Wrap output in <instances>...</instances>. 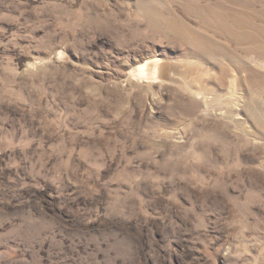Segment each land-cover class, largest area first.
<instances>
[{
    "label": "rangeland",
    "instance_id": "rangeland-1",
    "mask_svg": "<svg viewBox=\"0 0 264 264\" xmlns=\"http://www.w3.org/2000/svg\"><path fill=\"white\" fill-rule=\"evenodd\" d=\"M0 264H264V0H0Z\"/></svg>",
    "mask_w": 264,
    "mask_h": 264
},
{
    "label": "bare ground",
    "instance_id": "bare-ground-1",
    "mask_svg": "<svg viewBox=\"0 0 264 264\" xmlns=\"http://www.w3.org/2000/svg\"><path fill=\"white\" fill-rule=\"evenodd\" d=\"M238 11H239V10H238ZM221 20H222L221 17H217V20L214 19L215 22H217L221 27L224 28L223 30H225L226 32H228V34L233 35V34L230 32V30H231V28H232V26H233V22H230V24H228L226 21H223L222 23H219V22H221ZM234 26H237V23H235ZM234 28H236V27H234ZM207 41H208V40H207ZM257 50H258L257 48H253V47L249 46V47L245 50L244 55L246 56V55H249V54H252V53H253V54H257V55H259V52H258ZM154 64H155V63H154ZM154 68H155V67H154ZM154 73H155V72H154ZM142 74H144L143 71H142Z\"/></svg>",
    "mask_w": 264,
    "mask_h": 264
}]
</instances>
